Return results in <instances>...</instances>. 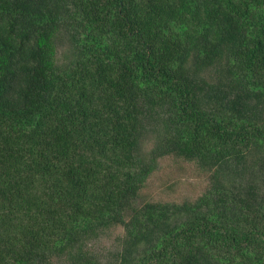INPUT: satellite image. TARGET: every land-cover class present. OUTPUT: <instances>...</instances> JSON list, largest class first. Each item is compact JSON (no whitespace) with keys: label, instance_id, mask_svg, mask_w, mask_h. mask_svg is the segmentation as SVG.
<instances>
[{"label":"trees","instance_id":"obj_1","mask_svg":"<svg viewBox=\"0 0 264 264\" xmlns=\"http://www.w3.org/2000/svg\"><path fill=\"white\" fill-rule=\"evenodd\" d=\"M0 264H264V0H0Z\"/></svg>","mask_w":264,"mask_h":264},{"label":"rangeland","instance_id":"obj_2","mask_svg":"<svg viewBox=\"0 0 264 264\" xmlns=\"http://www.w3.org/2000/svg\"><path fill=\"white\" fill-rule=\"evenodd\" d=\"M210 176L191 162L167 156L158 160V168L150 176L143 193L152 197V201L177 204L192 202L207 189ZM123 235L122 226L112 227L106 237L91 246V250L106 254L110 248L115 249L117 243L120 244Z\"/></svg>","mask_w":264,"mask_h":264}]
</instances>
